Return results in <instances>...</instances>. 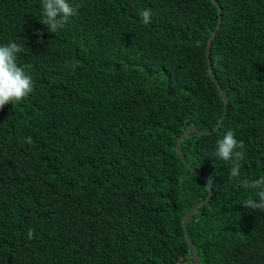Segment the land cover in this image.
<instances>
[{
  "label": "trees",
  "instance_id": "obj_1",
  "mask_svg": "<svg viewBox=\"0 0 264 264\" xmlns=\"http://www.w3.org/2000/svg\"><path fill=\"white\" fill-rule=\"evenodd\" d=\"M68 0L52 34L41 0H0V46H24L34 91L0 110V264H264V213L215 157L231 129L241 176L264 175V0ZM151 10V22L139 13ZM198 42V44H197ZM65 61H71L66 66ZM31 137V145L24 138ZM34 229V238L27 233Z\"/></svg>",
  "mask_w": 264,
  "mask_h": 264
},
{
  "label": "clouds",
  "instance_id": "obj_2",
  "mask_svg": "<svg viewBox=\"0 0 264 264\" xmlns=\"http://www.w3.org/2000/svg\"><path fill=\"white\" fill-rule=\"evenodd\" d=\"M42 17L40 23L49 33L55 34L62 29L69 18L76 15L77 9L68 0H41ZM141 22L145 25L151 22V10L146 9L139 13ZM198 44V42H197ZM24 52V46L16 42H9L0 46V110L7 104L20 103L34 91V80L29 74L31 64L19 65L18 55ZM71 66V61H65ZM24 143L31 145V137L24 138ZM245 145L243 141L235 138V133L229 129L222 138L216 142L215 157L225 163L230 162L229 178L239 181L240 187L251 189L257 199L251 196L244 201L245 209L259 210L264 213V175L256 179L242 178V161L245 159ZM34 229H29L27 238H34Z\"/></svg>",
  "mask_w": 264,
  "mask_h": 264
},
{
  "label": "water",
  "instance_id": "obj_3",
  "mask_svg": "<svg viewBox=\"0 0 264 264\" xmlns=\"http://www.w3.org/2000/svg\"><path fill=\"white\" fill-rule=\"evenodd\" d=\"M212 2L218 6V9H219V14H220V18H219V22H218V25L214 31V33L212 34L211 38L209 39L208 43H207V49H206V52H207V56L209 57L210 56V49H211V46H212V43H213V40L214 38L216 37V34L219 30V28L221 27V23H222V17H221V13H222V8L219 6V3L217 0H212ZM210 75L212 77V79L214 80V82L216 83L217 87L219 88L220 90V94L223 98V101L226 105V109H225V112H224V115L222 116L221 120L219 121V123L217 124V126L214 128V130H205V131H202V130H198V129H191V130H188L186 131L181 137L180 139L178 140V143H177V146H176V150L179 154V157L181 159V161L184 162V164L190 168L192 170V172L198 176L206 185L207 187L209 188V195L207 197V199L201 201L199 204H197L193 209H191L183 218L182 220V224H183V229H184V233H185V236H186V239H187V243L189 245V248H190V253H191V261H192V264H199V260H198V255H197V250H196V247H195V244L194 242L192 241V238L191 236L189 235V232H188V223L189 221L199 212L200 208L203 207L205 204H207L208 202H210V200L213 198V195H214V192H213V184L212 182L206 177L204 176L203 174H201L200 172H198L197 170L193 169L189 164L188 162L186 161L185 157H184V154L182 152V144L184 142V140L188 137H192V136H204V135H208V134H211V133H214V132H218L219 129L221 128L222 126V123H223V120L226 118V115H227V109H228V105H229V99H228V96L226 95L225 91L221 88L218 80L216 79V76H215V73H214V70L213 68L210 66Z\"/></svg>",
  "mask_w": 264,
  "mask_h": 264
},
{
  "label": "rangeland",
  "instance_id": "obj_4",
  "mask_svg": "<svg viewBox=\"0 0 264 264\" xmlns=\"http://www.w3.org/2000/svg\"><path fill=\"white\" fill-rule=\"evenodd\" d=\"M210 66H211V65H210ZM211 67H212V66H211ZM213 70H214V69H213ZM184 133H185V132H184ZM184 133H183V134H184ZM183 134H182V135H183ZM182 135H181V136H182ZM192 137H193V136H192ZM179 139H180V138H179ZM184 157H185V156H184Z\"/></svg>",
  "mask_w": 264,
  "mask_h": 264
}]
</instances>
